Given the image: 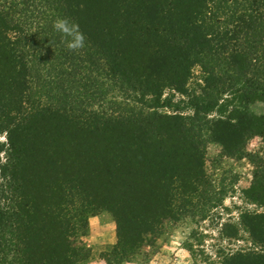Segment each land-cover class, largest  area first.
Instances as JSON below:
<instances>
[{
  "label": "rangeland",
  "instance_id": "rangeland-1",
  "mask_svg": "<svg viewBox=\"0 0 264 264\" xmlns=\"http://www.w3.org/2000/svg\"><path fill=\"white\" fill-rule=\"evenodd\" d=\"M75 2L85 7L87 27L111 37L109 48L117 43L121 69L165 78L167 67L153 55L186 27L183 20L175 24L181 17L176 0ZM183 2L190 17L194 10ZM226 71L195 65L185 92L164 79L155 97L129 87L127 106L143 113L131 121L87 113L70 123L59 117L37 123L34 143L43 153L31 162L30 194L47 198L43 210L76 217L72 241L87 255L79 264H226L238 254L264 256L242 225L244 215L264 214L247 195L252 159L264 161V141L247 138L238 153V134L228 132L240 114L238 94L235 78L222 81ZM250 112L264 115V103L252 104ZM0 145H7L6 133ZM0 161L6 162L4 151Z\"/></svg>",
  "mask_w": 264,
  "mask_h": 264
},
{
  "label": "trees",
  "instance_id": "trees-1",
  "mask_svg": "<svg viewBox=\"0 0 264 264\" xmlns=\"http://www.w3.org/2000/svg\"><path fill=\"white\" fill-rule=\"evenodd\" d=\"M183 1L176 0L181 17L175 24L178 27L183 20L186 27L160 42L154 62L167 67L165 81L180 92H185L195 65L203 70L227 69L222 81L235 78L231 85L238 94L240 113L228 132L238 134L239 153L247 138L264 141V115L250 112L252 104L264 103V0H189L194 10L190 17L182 10ZM208 2L216 7L210 9ZM4 5L0 8V134H7V145H0V154L6 155L5 164L0 161V264H79L87 255L72 241L76 217L57 215L50 206L43 210L42 200L47 198L30 194L31 162L43 153L34 143L36 125L53 117L70 123L87 113L131 121L143 113L129 109L127 89L155 97L164 79L154 73L138 78L121 69L114 51L117 43L109 48L111 37H98L85 25V7L75 0H4ZM58 17L79 25L86 36L84 49L72 52L61 42L53 29ZM95 107L100 113L94 112ZM252 163L254 181L247 195L264 206V161L253 157ZM200 178L196 174L195 182ZM242 225L264 249V214L244 215ZM226 264H264V256L238 254Z\"/></svg>",
  "mask_w": 264,
  "mask_h": 264
},
{
  "label": "clouds",
  "instance_id": "clouds-1",
  "mask_svg": "<svg viewBox=\"0 0 264 264\" xmlns=\"http://www.w3.org/2000/svg\"><path fill=\"white\" fill-rule=\"evenodd\" d=\"M53 29L60 35L61 42L69 51L78 52L86 47V36L79 25L68 17H58L53 23Z\"/></svg>",
  "mask_w": 264,
  "mask_h": 264
}]
</instances>
